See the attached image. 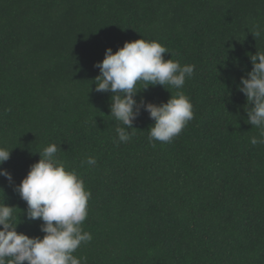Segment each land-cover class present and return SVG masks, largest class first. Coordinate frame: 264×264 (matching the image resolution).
Masks as SVG:
<instances>
[{
  "label": "trees",
  "instance_id": "obj_1",
  "mask_svg": "<svg viewBox=\"0 0 264 264\" xmlns=\"http://www.w3.org/2000/svg\"><path fill=\"white\" fill-rule=\"evenodd\" d=\"M256 24L264 28V0H0V147L12 151L3 168L19 185L37 152L61 148L57 158L91 192L82 228L92 240L74 256L264 264V145L250 143L259 130L237 91L252 69L248 55L264 52ZM139 39L168 49L164 60L195 66L181 89L140 84L134 97L189 98L194 118L170 143L149 142L154 121L143 108L131 140L119 143L111 93L95 91L106 49ZM0 204L16 208L18 233L43 238L42 221L26 219V202L4 177Z\"/></svg>",
  "mask_w": 264,
  "mask_h": 264
},
{
  "label": "clouds",
  "instance_id": "obj_2",
  "mask_svg": "<svg viewBox=\"0 0 264 264\" xmlns=\"http://www.w3.org/2000/svg\"><path fill=\"white\" fill-rule=\"evenodd\" d=\"M262 34L264 28L254 25L251 35L259 39ZM165 53H169L168 49L159 42L139 39L125 42L115 53L111 48L106 49L103 61L94 65L100 73L94 79L95 91L111 93L110 115L123 125L116 129L119 143L131 140L135 130L133 122L141 108L154 121L148 130L149 142L170 143L194 118L193 105L179 91L167 103L159 105L143 101L137 104L134 99L150 86L181 89L186 78L192 77L194 65L181 66L178 61L164 60ZM248 59L252 69L240 78L237 91L246 98L247 124L259 130L258 137H251L250 143L264 145V52L256 51ZM140 84L144 85L142 90L138 87ZM59 151L61 148L56 144H50L37 152L39 161L15 185L11 173L3 168L12 151L0 147V177L13 185L14 191L26 202L23 213L26 219L42 221L40 231L44 233L43 238L18 233L16 208L0 204V264H87L85 257L77 258L73 253L82 243L92 240L91 234L82 228L91 192L85 190L84 181L75 170H66L57 158ZM84 163L94 166L97 161L88 157Z\"/></svg>",
  "mask_w": 264,
  "mask_h": 264
}]
</instances>
